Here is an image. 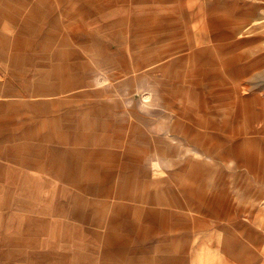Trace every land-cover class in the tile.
<instances>
[{"label": "rangeland", "instance_id": "374dc122", "mask_svg": "<svg viewBox=\"0 0 264 264\" xmlns=\"http://www.w3.org/2000/svg\"><path fill=\"white\" fill-rule=\"evenodd\" d=\"M55 1L0 0V177L72 180L117 264H264V0Z\"/></svg>", "mask_w": 264, "mask_h": 264}, {"label": "crops", "instance_id": "0c3cea01", "mask_svg": "<svg viewBox=\"0 0 264 264\" xmlns=\"http://www.w3.org/2000/svg\"><path fill=\"white\" fill-rule=\"evenodd\" d=\"M31 171L0 177V264H117L72 180Z\"/></svg>", "mask_w": 264, "mask_h": 264}]
</instances>
